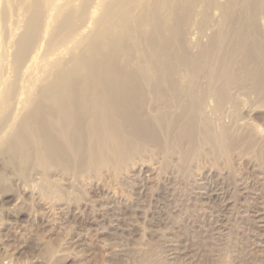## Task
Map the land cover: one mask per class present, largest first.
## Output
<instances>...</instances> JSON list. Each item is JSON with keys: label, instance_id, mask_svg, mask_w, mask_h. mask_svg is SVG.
<instances>
[{"label": "rangeland", "instance_id": "obj_1", "mask_svg": "<svg viewBox=\"0 0 264 264\" xmlns=\"http://www.w3.org/2000/svg\"><path fill=\"white\" fill-rule=\"evenodd\" d=\"M187 1L171 23L177 35L168 67L175 74L160 58L162 79L149 87L163 93L160 103L150 105L143 80L119 94L115 109L131 120L118 128L105 119L97 123L99 133L92 132L71 124L70 111L55 122L17 117L13 129L24 124L8 144L11 135L2 130L0 264H264V222L256 217L264 207V0ZM11 17L20 20L21 31L27 18ZM130 38L133 73L147 75L154 59ZM65 54L53 71L71 60ZM184 64L193 69V82L179 87ZM210 76L229 79L223 87L239 106L230 128L246 126L228 131L225 153L202 144L206 125L193 95L205 90ZM141 92L149 97L137 111L130 98L139 103ZM237 184L238 201L237 194L219 208L206 197L213 188L232 192Z\"/></svg>", "mask_w": 264, "mask_h": 264}, {"label": "bare ground", "instance_id": "obj_2", "mask_svg": "<svg viewBox=\"0 0 264 264\" xmlns=\"http://www.w3.org/2000/svg\"><path fill=\"white\" fill-rule=\"evenodd\" d=\"M77 1L0 0V96L3 98L0 109L4 104L7 108L0 119V134L5 132L2 131L5 129L9 132L11 140L9 138L7 144L8 141L10 143L14 138H18L24 123L21 121L20 126L16 125L13 129V121L19 116L22 120H37L38 116H43L44 119L55 122L71 111V124L76 122L82 124L81 127H90L92 132L98 131L97 123H103L105 119H109L108 123L114 122L113 127L118 128L116 124L122 125L131 120L130 116L115 109L120 101L119 94L123 93L126 87L134 83L137 86L144 80L143 84L148 86L149 91L150 86L159 83L162 79L157 72L160 58L166 59L164 70L175 74L173 66L168 67L175 57L170 50V40L174 41L177 35L171 23L175 21L177 10H184L183 7H187L188 3L184 4L182 0H80V4L75 6ZM141 10H144L143 14L140 13ZM12 15H23L27 18V21H23L21 31L18 25L20 20L15 19L14 22ZM136 21L138 25L135 27L133 22ZM203 32L201 30L198 34ZM130 34L141 41L145 57L154 59L152 72L147 75L133 73L134 54L127 46L131 39ZM154 35L156 38H153ZM200 38L201 36L197 38V42H201ZM65 52L71 55V60L60 61L64 68L53 71L55 63L66 55ZM184 65V73L180 71L178 74L179 87L191 85L193 82L190 76L193 69L188 64ZM130 69L129 73H120ZM172 79L174 81L175 77ZM228 80L219 76L211 77L206 82L205 90L198 89L193 95L197 106L199 103L203 106H199L202 108L203 122L206 125L202 144H213L212 149L218 151V148L223 153L227 151L229 144L225 143L224 137L227 135L230 141L228 131H239L246 127L232 130L229 126L234 122V117H237L239 106L229 100L230 90L223 87L228 84ZM200 85L204 88L202 83ZM215 92L226 98L223 99ZM149 93L151 106L155 102L160 103L164 98L163 93L154 94L151 90ZM143 94L140 93L139 103L134 102L133 95L130 98L133 102L131 107L137 111L143 108L141 104L149 97L148 94ZM165 108H168L167 104L161 110ZM150 112L152 117L157 119L159 115L154 114L153 110ZM202 117H199V121H202ZM228 120L230 121L227 122ZM193 123L188 125L193 126ZM215 124L218 125V130H221L218 136L212 133L216 129ZM247 127L253 130L252 126ZM110 132L117 134L115 131ZM193 134L189 137L192 138ZM239 139L243 140L241 137ZM232 143L233 141L231 145ZM209 175L206 176L223 178L221 172L217 177L211 172ZM238 186L237 184L232 192L229 188H211L215 192L208 193L206 197L211 203H218L217 206L221 208L219 202L227 201L237 194L236 201L241 199V189ZM244 193L242 197L247 205L249 198ZM245 208L248 210L249 204ZM259 211L256 217L264 222V207Z\"/></svg>", "mask_w": 264, "mask_h": 264}]
</instances>
